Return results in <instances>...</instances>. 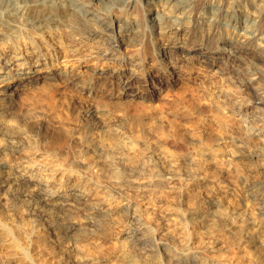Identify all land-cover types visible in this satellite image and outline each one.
Wrapping results in <instances>:
<instances>
[{"label":"bare ground","instance_id":"1","mask_svg":"<svg viewBox=\"0 0 264 264\" xmlns=\"http://www.w3.org/2000/svg\"><path fill=\"white\" fill-rule=\"evenodd\" d=\"M198 1L150 0L143 15L141 10L136 9L141 5V0H0V264H17L16 259L19 258L22 264H40L35 258L39 253L33 243L47 239L43 232L38 233L32 229L28 231L22 219L14 220L3 215L1 205L7 201L10 194L23 201H29V194L21 191L20 187L34 192L32 200L36 206L34 205L33 209L39 208L51 220H65L60 224L65 230L86 231L99 223L117 224L125 217L121 234L116 239L117 249L111 254L94 259L83 247L72 244L70 260H66V256L57 260L55 258L56 264H203L190 257L186 248H181L185 244L177 246L180 248H176L174 244L175 246L165 252L164 259L154 256L153 253L136 257L134 252L137 249L133 252L129 247L131 244L151 246L153 236L149 231L150 220L145 216L151 207L147 194L155 195L154 200L163 203V194L173 191L181 201L187 196L184 189L190 187L196 191L207 189L210 192L206 202L215 209L210 212L212 218L223 225H240L245 230L246 237L249 236L248 242L252 246L264 247V230L259 220L246 211L235 209L231 200L237 194L230 187L222 186V182L216 177L208 174L210 165H221L218 162L220 154H217L220 145L204 147L202 143H196L190 154L183 156V159H176L161 151L156 144L146 143L140 146L139 142L134 143L126 138L110 146L113 149L110 151L106 146L94 145L91 142L94 140L89 141L85 134L79 132L77 134L81 145L78 153L84 155L92 152L93 156L84 155L86 158L83 157V160L81 158L70 162L73 166L82 168L85 174L78 177L73 170L64 172L62 175L64 183L67 184V195H62L60 191L49 187L58 173L49 171L45 174L46 165L42 163L44 155L37 149V145L44 144L45 140L28 126L30 120H39L40 112L17 109V100L24 101L25 96L35 91L40 83L51 88L74 83L80 84L84 90L91 89L101 79L110 62H118L128 68L130 65L128 70L134 74L141 66V53L143 61L152 59L147 72L157 67L160 58L164 71L168 68L165 63L172 64L174 60H179V52L192 50L191 47L196 42L201 41L203 44L204 41L207 49L217 36L223 37L224 33L218 31L221 15L219 12L213 13L211 22L201 25L196 24V20L189 21L187 18V21L186 17L193 18L197 14L195 5ZM235 3L230 4L229 9L234 13L235 20L230 31L236 36L227 37L225 44L232 47L222 63L226 66H237L236 72L242 75L236 86L238 93L241 97L254 101L263 97L259 95L260 90L264 94V0H240ZM244 7L249 10H242ZM238 11H244L243 16L237 13ZM239 17H244V21H239ZM250 19L253 23L248 22ZM146 20L151 22L148 30L145 28ZM240 30L242 32L239 33ZM181 39L184 41L179 45ZM95 41L96 44L90 45ZM258 41L262 44L255 47L253 44ZM99 42L103 43L99 45ZM151 42L157 45L155 50L149 47ZM193 51H198L199 54L203 52L195 49ZM206 54L202 56L204 61L207 64L215 63V53L209 51ZM93 60L103 61L104 64L98 67ZM89 63L92 65L88 66ZM113 72L115 80L120 82L123 74L117 75L118 70L115 67ZM62 73L68 78L57 80ZM136 79L138 80L134 76L127 81L125 89ZM56 81L59 84H56ZM134 95L136 99L139 98L137 94ZM227 147L221 149L226 150ZM232 147L235 149L228 155V162L239 176L240 184L246 185L247 191L255 186L264 191V165L251 164L257 154L244 150L246 146L243 142H236ZM139 148H142L143 152L135 155V150ZM110 153L113 155H109ZM120 170L130 175L123 176ZM105 182L114 183L125 193L121 203L113 205L111 200L104 196L99 197L98 189ZM259 196L260 214L264 217V193ZM67 208L81 211V222L73 220L68 214L70 211L67 213ZM178 221L181 220L174 218L173 225L176 227L173 228L180 229V233L188 236L186 228L183 229V225V228L179 227ZM17 233L25 235L23 237L31 244L26 241L27 246L23 244L16 237ZM183 240L181 242L185 241ZM186 240L188 241V238ZM214 247L217 251L223 248L219 247L218 243ZM147 249L145 248V252ZM3 251L8 252V256H5ZM216 257L212 258L209 264L237 263L228 257Z\"/></svg>","mask_w":264,"mask_h":264},{"label":"rangeland","instance_id":"2","mask_svg":"<svg viewBox=\"0 0 264 264\" xmlns=\"http://www.w3.org/2000/svg\"><path fill=\"white\" fill-rule=\"evenodd\" d=\"M149 1L141 0V5L136 9L138 11L141 10V14H145V8ZM176 1L173 0V2ZM239 1L199 0V3L195 5L197 14L193 18L186 17V20L187 18L189 21L196 20L198 25L210 23L212 14L219 12L221 21L219 22L218 31L224 33L223 37L219 38L217 36L216 40L207 46V49L204 41V45L201 44V41H198L191 47L192 50L180 51V59L174 60L172 64L169 62L165 63L168 68L164 71L162 70L163 66L160 63V58L157 67L147 72L146 69L150 66L152 59L148 58L143 61V55L140 53L141 66L136 69L134 74L128 70L131 68L130 65H128V68L124 64L113 61L108 63L103 75H101V79L91 89L84 90V88L80 87V84L74 83L62 84L53 88L40 83L35 91L25 96L24 101L18 99V110L29 112L38 110L40 112L39 120H30L28 126L45 140L44 144L37 145V149L44 155L42 163L44 162V166L46 165L44 167L46 169L45 174L49 171L58 173L53 182L51 184L48 183L49 187L60 191L59 193L62 195H67V184L64 183L62 174L73 170L78 177L84 176L85 171L82 168L70 164L71 161L80 160L81 158L83 160L86 158L85 156H93L92 152L84 154L85 156L78 153L77 150L81 145V140L77 134L79 132L85 134L89 141L94 140L91 141L94 145L106 146L110 151L113 150L110 146L126 138L134 143L139 142L140 146L146 143L156 144L161 151L176 159H183L190 154L194 150L196 143H202L201 145H205L204 147L220 145V149L228 146L226 150L218 149L217 154H220L218 162L221 165L218 167L214 163L210 165L208 174L216 177L220 183L222 182V186L230 187L237 194L232 197L233 199L231 198L233 207L251 214L255 219L259 220V224L264 230V217L260 214L261 200L259 196L264 193L263 189L255 186L247 191V186L240 184L239 176L232 168V164L228 162V155H231L232 150L235 149L232 147L234 143L243 142L246 146L243 148L244 150L257 154L252 160L254 163L252 162L251 164L254 166L264 165V94L260 90L259 95H263V97H259L258 100H252L253 102L248 98L241 97L236 86L239 84L238 82L241 80L240 77L242 75L236 72L238 71L237 66L234 64L226 66V64L222 63L232 47L225 44L227 37L236 36L235 33L230 31L231 25L235 20L233 18L234 13L230 12L229 6ZM201 2L202 4H200ZM226 4L229 5L227 6ZM244 9L249 10L245 7L242 10ZM237 13L243 16L244 11H238ZM238 19L239 21H244V17H239ZM248 22L253 23V20L250 19ZM150 24L151 22L146 20L145 28L147 30ZM183 41L181 39L179 45H182ZM66 43L68 42L66 41ZM101 43L103 42H99V45ZM94 44H96V41L90 45ZM261 44L258 41L253 45L258 47ZM156 46L152 42L149 44V47L153 50L156 49ZM193 49L202 50L203 52L199 54L198 51H193ZM209 51L214 52V57L217 58L213 64H207L204 61V57H202L207 55L206 52L208 53ZM93 63H97L98 67H102L104 64L103 61L96 60H93ZM90 65L92 64L89 63L88 66ZM114 67L118 70L117 75L123 74L120 82L115 80ZM220 68H222L221 71ZM134 76L138 80H134L130 87L125 89L126 82ZM66 78L68 77L62 73L57 80L62 81ZM56 84H59L58 81H56ZM134 94H137L139 98L136 99ZM250 103L251 105H248ZM249 136L251 138H248ZM142 152V148H139L135 150L134 154L140 155ZM109 155L113 154L110 153ZM120 172L123 176L130 175L121 170ZM181 175L186 177L185 174ZM102 184L100 185L101 188L99 187L98 189L100 198L104 196L111 200L113 205L123 201L126 195L120 190L119 186L112 182ZM166 189L164 188V190ZM20 190L29 194V201H23L10 194L7 197V201L1 205V207L3 206L1 210L3 215L14 220L22 219L28 231L36 230L38 233L43 232L46 236L47 239L45 241L40 240L33 243L39 253L35 257L37 263L39 261L40 264H56L58 258H64L65 256L66 260H70L69 256L73 245L83 247L94 259L105 257L117 249L116 239L121 234L122 225L125 222V217H123L125 214L121 218L122 221L119 220L120 222L117 224L106 225L99 223L92 229L87 228L88 231L87 229L86 231L85 229L65 230L60 225L65 220H51L39 208L33 209L36 206L32 200L34 192L25 187H20ZM184 192L188 197L184 195L186 198L181 201L178 198L179 196L173 191L164 193L165 199L163 203L155 201V195L147 194L149 200H151V207H149L150 209L148 208L149 212L148 210L146 212L148 215L145 216L149 218L148 221L150 220L149 229H151L149 231L155 237L154 239L153 237L151 238V246L143 244H131L133 247L129 246L133 252L137 249L134 252L136 257L153 253L154 256L163 257L162 259H164L165 252L172 248L174 244L176 248H180L182 244H185L181 248H186V253L189 252L190 257L195 258L199 262L201 261L200 263L203 264H209L210 260L217 255L216 258L218 259L219 257L234 259L237 262L236 264L238 262L239 264H264V247L252 246L249 243V236L246 237L247 234L244 233L243 227L236 223L223 225L212 218L210 212L214 208L206 202V198L211 195L207 189L196 191L190 187L184 189ZM152 202L155 204H152ZM204 205L205 207H202ZM67 213L75 221L81 222L83 219L82 212L77 211L75 208H67ZM174 218L181 220L177 222L178 224L180 223L178 226L182 227L183 225L184 228H182H186L188 236L180 233L182 232L179 231L180 229L173 228L176 227L173 225ZM168 229L169 231H167ZM14 232L16 233L17 231ZM14 232L12 233L13 236ZM152 232L155 233L153 234ZM15 235L26 246L30 243L28 239L23 237L25 235H21V233ZM167 235L169 236L167 237ZM186 238H188V241ZM182 240L184 242H181ZM216 243H218L219 247L223 246L221 251H217V247H214ZM178 245L180 247H177ZM247 246L248 249H246ZM145 248H148L146 252ZM3 253L8 256V252L3 251ZM157 253L158 255H156ZM16 262L17 264H22L20 258L19 260L16 259Z\"/></svg>","mask_w":264,"mask_h":264}]
</instances>
